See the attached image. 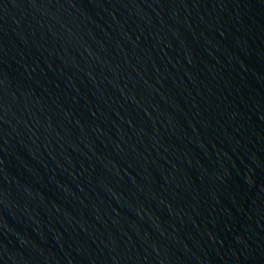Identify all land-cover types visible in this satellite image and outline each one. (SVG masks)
Here are the masks:
<instances>
[{"label": "water", "instance_id": "water-1", "mask_svg": "<svg viewBox=\"0 0 264 264\" xmlns=\"http://www.w3.org/2000/svg\"><path fill=\"white\" fill-rule=\"evenodd\" d=\"M0 264H264V0H0Z\"/></svg>", "mask_w": 264, "mask_h": 264}]
</instances>
